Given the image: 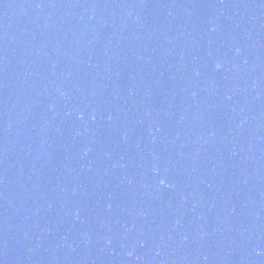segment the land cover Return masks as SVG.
<instances>
[{
	"label": "water",
	"instance_id": "water-1",
	"mask_svg": "<svg viewBox=\"0 0 264 264\" xmlns=\"http://www.w3.org/2000/svg\"><path fill=\"white\" fill-rule=\"evenodd\" d=\"M0 264H264V0H0Z\"/></svg>",
	"mask_w": 264,
	"mask_h": 264
},
{
	"label": "clouds",
	"instance_id": "clouds-1",
	"mask_svg": "<svg viewBox=\"0 0 264 264\" xmlns=\"http://www.w3.org/2000/svg\"><path fill=\"white\" fill-rule=\"evenodd\" d=\"M217 67H220V65L218 64Z\"/></svg>",
	"mask_w": 264,
	"mask_h": 264
}]
</instances>
